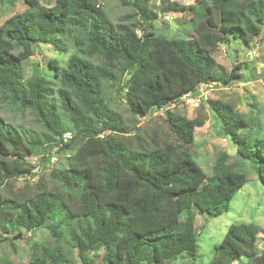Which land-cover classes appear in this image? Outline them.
I'll use <instances>...</instances> for the list:
<instances>
[{
	"label": "trees",
	"instance_id": "trees-1",
	"mask_svg": "<svg viewBox=\"0 0 264 264\" xmlns=\"http://www.w3.org/2000/svg\"><path fill=\"white\" fill-rule=\"evenodd\" d=\"M24 1L27 8L0 25V102L31 111L46 132L36 137L0 117V243L17 230L47 229L56 245L32 246L28 264H69V252L60 246L64 241L79 264L195 260L199 246L193 211L208 218L228 212L235 193L247 183L241 172L247 162L264 183V139L231 104L207 100L214 122L237 146L244 165L236 167L222 154L208 173L191 151L195 131L205 120L188 119L168 107L198 96L201 85L240 80L236 70L243 65L227 72L213 53L231 38L250 43L264 31V0H196L190 6L158 0L161 12L192 16L178 35L169 36L155 26L154 0H123L141 20L131 24L114 23L100 0H56L51 6ZM41 44L61 53L73 49L64 66L50 62L57 89L45 76L24 80L22 64ZM107 82L123 85L120 90L136 118L166 110L175 144L137 135L136 145L123 140L131 129L109 105ZM67 133L71 139H65ZM54 154H70L64 170L51 172L59 188L49 189L40 177L32 192L3 193L9 180L37 176L29 157L43 155L45 169ZM260 234L253 224L230 225L209 264L243 259L264 264ZM96 252H102L99 263L91 258Z\"/></svg>",
	"mask_w": 264,
	"mask_h": 264
},
{
	"label": "rangeland",
	"instance_id": "rangeland-1",
	"mask_svg": "<svg viewBox=\"0 0 264 264\" xmlns=\"http://www.w3.org/2000/svg\"><path fill=\"white\" fill-rule=\"evenodd\" d=\"M55 1L41 0L44 6H51ZM170 1L190 6L195 4L196 0ZM100 5L107 16L116 24L120 22L131 24L137 20L141 22L140 18L136 16V10L126 5L123 0H100ZM150 5L151 9L159 14L155 23L156 28L168 36L178 35V29L183 27L184 20L192 17L183 12H161L157 8L160 6L158 0L152 1ZM26 8L27 5L24 0H0V25L14 14L23 12ZM130 17L132 19H129ZM184 28L188 29L187 25ZM143 33V30L139 28L138 34L142 35ZM189 34L194 35V32L190 31ZM180 35H185V33ZM33 50L32 58L22 64L24 80L27 81L35 76H45L50 81H54L55 89H57L59 83L54 78L55 71L51 68L50 62L57 60L61 66H64L73 53V49L70 48L68 53H61L52 45L41 44L35 46ZM213 56L227 72L232 71L240 64L243 65L242 69L236 70V73L241 76L240 80L234 81L230 85H201L198 96H186L172 102L168 110L188 119L203 118L205 120L204 126L195 131V143L191 151L202 168L208 173L211 172L215 160L222 154L228 155L229 163L244 169L243 162L239 160L237 154V146L228 137L222 136L220 125L214 122L215 115L205 102L213 100L231 104L246 120L255 125L251 128L252 132L260 134V137L264 139V31L250 43L231 38L229 42L221 43L218 49L214 51ZM122 86L120 83H105V97L109 105L123 117L131 129V134L122 139L133 145L138 143L137 136L147 142H151L153 139L160 145L175 144V138L167 122L166 110H154L143 119L134 117L130 113L124 98L125 93L120 90ZM0 117L20 130L26 129L36 137L46 132L31 111L22 113L0 102ZM56 150L53 152L56 153ZM69 155L54 154L53 157L57 159L56 163L47 166L35 178L9 180L3 193H7L9 196H19L22 193L32 192V187L40 177L44 179L49 189L59 188L61 184L51 177V172L53 169L64 170L67 167ZM42 157L43 155H35L27 160L37 166L42 165ZM241 172L247 176V183L235 193L228 212L217 218H208L193 211V215L196 217L199 252L195 260L185 258L176 264H209L214 256L215 246L222 241L232 224L257 226L261 231L258 247L261 251L264 250V183L258 179L256 168L248 162ZM187 216L185 215L183 219H186ZM16 236H21V238L14 240ZM35 244L48 247L56 245L47 229H38L32 232L25 230L11 232L7 239L0 243V261L28 264L33 258L32 246ZM60 246L69 252V264H79L77 253L71 249L67 241H64ZM101 255L102 252L92 253L91 258L94 262L99 263ZM245 262L247 259L236 264H245Z\"/></svg>",
	"mask_w": 264,
	"mask_h": 264
},
{
	"label": "built area",
	"instance_id": "built-area-1",
	"mask_svg": "<svg viewBox=\"0 0 264 264\" xmlns=\"http://www.w3.org/2000/svg\"><path fill=\"white\" fill-rule=\"evenodd\" d=\"M71 138H72V134L71 133H67L66 136H65V139L68 140V139H71ZM56 160L57 159L53 157L51 159V162L48 164V166H50L51 164L56 163L55 162ZM43 169H44V167L42 165H37L35 170H34V173H36L38 175L41 171H43Z\"/></svg>",
	"mask_w": 264,
	"mask_h": 264
},
{
	"label": "water",
	"instance_id": "water-1",
	"mask_svg": "<svg viewBox=\"0 0 264 264\" xmlns=\"http://www.w3.org/2000/svg\"><path fill=\"white\" fill-rule=\"evenodd\" d=\"M19 238H21V236H16L14 237V240H18Z\"/></svg>",
	"mask_w": 264,
	"mask_h": 264
}]
</instances>
